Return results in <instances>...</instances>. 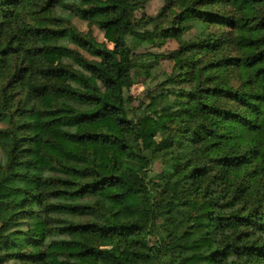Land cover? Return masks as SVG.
I'll use <instances>...</instances> for the list:
<instances>
[{
	"label": "trees",
	"instance_id": "16d2710c",
	"mask_svg": "<svg viewBox=\"0 0 264 264\" xmlns=\"http://www.w3.org/2000/svg\"><path fill=\"white\" fill-rule=\"evenodd\" d=\"M148 1L0 0V264H264V0H165L130 24ZM168 40L172 141L151 154L126 91L155 69L135 48ZM176 175L189 187L159 212Z\"/></svg>",
	"mask_w": 264,
	"mask_h": 264
},
{
	"label": "rangeland",
	"instance_id": "374dc122",
	"mask_svg": "<svg viewBox=\"0 0 264 264\" xmlns=\"http://www.w3.org/2000/svg\"><path fill=\"white\" fill-rule=\"evenodd\" d=\"M73 2L80 3L81 0H72ZM165 6V0H149L143 9L136 11L135 3H131L128 10V18L130 24H134L136 20H140L143 16L156 17L159 15L163 7ZM60 16L67 17L66 10L58 13ZM73 24L76 28L84 33L90 31V26L87 22L81 20L78 17L72 18ZM167 23H164L166 26ZM93 34L97 41L105 43L110 49L115 46L114 38L111 32L101 31L97 26L92 28ZM179 47L178 42L175 40H168L162 47H153L152 45L146 44L135 48L137 54L152 53L156 56V61L153 58L152 62L155 61V69L151 72L152 74L147 76L148 73H138L135 77L136 81L134 86L126 91V96H132L133 108L137 110V121H138V138L141 144V148L151 154H157L158 152L166 153L167 149L171 146V135L170 131L164 122L157 119V113L166 104V98L161 97L160 83L163 82L168 75H171L174 63L168 58V55ZM75 48V46H72ZM86 55V54H85ZM87 56V55H86ZM0 127H2L0 125ZM230 145L235 146L240 144L237 141H230ZM1 156V151H0ZM162 159L159 157L151 168L152 174H158L162 171ZM130 179L138 182L139 177L137 173H130ZM189 183L184 180L180 175H176L166 182L162 183L159 189L155 193V205L159 209V212L166 210L167 207L174 201L181 199ZM117 208L122 210L125 214L128 222H134L135 217L129 212L125 204H118ZM193 209L199 212H206L207 208L201 206H193ZM142 240H147L151 244L154 242V238L151 236H140ZM101 247L111 248L114 245L113 241H101ZM199 245H205L200 243Z\"/></svg>",
	"mask_w": 264,
	"mask_h": 264
}]
</instances>
